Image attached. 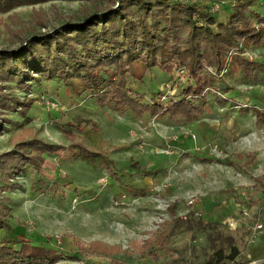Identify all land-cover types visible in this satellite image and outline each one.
<instances>
[{"label": "rangeland", "instance_id": "374dc122", "mask_svg": "<svg viewBox=\"0 0 264 264\" xmlns=\"http://www.w3.org/2000/svg\"><path fill=\"white\" fill-rule=\"evenodd\" d=\"M187 1L225 21L234 0ZM247 1L264 15V0H243ZM88 6L55 1L0 14V51H18L27 32L46 33L62 21L94 12L91 7L86 11ZM32 9L40 11L44 28L32 31L28 25ZM243 57L264 63V48H246ZM131 84L148 103L155 93L162 95L163 102L179 100L193 82L183 68L167 75L149 67L140 81ZM0 85L1 92L33 103L25 117L17 110L2 115L6 121L0 126V154L33 135L66 147L45 155L38 175L27 172L17 179V190L1 194L11 245L17 248L19 242H27L54 249L62 256L55 264H109L112 258L121 264H202L211 253L209 233L215 246L220 245V234L234 240L243 254L235 264H264V180H252L264 166V124L252 112L257 108L264 114V72L248 80L227 61L205 91L208 105L191 121L138 113L136 107L98 104L92 93L76 96L56 79L39 78L25 91L12 82ZM62 125L74 139L65 138L58 129ZM77 141L103 156L83 159L72 145ZM38 179L49 187L58 185L56 196L40 193ZM170 210L213 227L198 229L195 224L177 232L168 245L172 257L163 255L158 262L78 252V242L126 248L170 219ZM4 235L0 231V239Z\"/></svg>", "mask_w": 264, "mask_h": 264}, {"label": "trees", "instance_id": "16d2710c", "mask_svg": "<svg viewBox=\"0 0 264 264\" xmlns=\"http://www.w3.org/2000/svg\"><path fill=\"white\" fill-rule=\"evenodd\" d=\"M55 1L84 3L89 5L86 11L91 7L94 12L83 13L79 20L62 21L46 33L27 32L24 35H29L22 40L18 51H0V82H12L17 89L25 91L39 78L56 79L76 96L92 93L98 104L136 107L138 113L191 121L208 105L205 91L227 61L239 67L248 80L264 72L263 62L243 57L246 48H264V15L252 9L251 1L234 0L225 21H219L211 10L187 0H0V14ZM30 17L28 25L32 31L46 26L39 10L32 9ZM149 67H156L167 75L183 68L193 85L182 91L179 100L170 98L163 102L162 95L155 93L147 103L131 83L140 81ZM32 104V99L21 101L0 91V126L6 121L2 117L5 112L17 110L25 117ZM252 112L264 124V114L257 108ZM78 125L74 127L77 130ZM71 126L74 125L67 127ZM58 129L65 138L74 139L64 125ZM72 145L85 160L103 156L81 141ZM65 149L33 135L20 139L12 150L0 154V231L5 232L0 239V264H55L62 259L56 250L34 243L19 242L17 248L11 245L1 194L17 190V179L27 172L38 175L46 162L45 155H55ZM102 160L113 175L107 160ZM253 179L264 180V166L263 173ZM37 183L40 193L55 197L59 192L56 184L49 187L41 179ZM128 191L134 193L131 189ZM171 210L170 219L157 223L146 232L145 239L131 241L126 248L100 241L78 242V252L106 257L123 254L126 258L138 256L158 262L163 255L172 257L168 245L177 232L191 230L195 224L198 229L213 227L175 216ZM208 239L211 253L202 264H235L240 252L231 237L218 235V246L209 233ZM109 264H121V261L112 258Z\"/></svg>", "mask_w": 264, "mask_h": 264}, {"label": "crops", "instance_id": "0c3cea01", "mask_svg": "<svg viewBox=\"0 0 264 264\" xmlns=\"http://www.w3.org/2000/svg\"><path fill=\"white\" fill-rule=\"evenodd\" d=\"M253 178H256V177H252V180H254ZM238 250H239V249H238ZM239 252H240V251H239ZM241 254H242V253H239L238 257H239V256H240V257L243 256V254H242V255H241ZM249 255H250L249 251H246V252L244 253V257H245V258L249 257ZM238 257H237V258H238ZM237 258H236V261L238 260ZM253 263H254V262H251V261H250V262H246V263H243V264H253Z\"/></svg>", "mask_w": 264, "mask_h": 264}, {"label": "built area", "instance_id": "2783aa9c", "mask_svg": "<svg viewBox=\"0 0 264 264\" xmlns=\"http://www.w3.org/2000/svg\"><path fill=\"white\" fill-rule=\"evenodd\" d=\"M256 229L252 230V236H251V239L250 241L253 242V240L255 239V234H256Z\"/></svg>", "mask_w": 264, "mask_h": 264}]
</instances>
